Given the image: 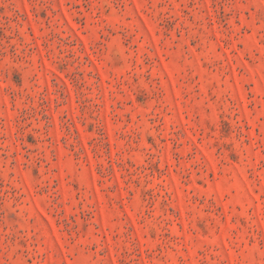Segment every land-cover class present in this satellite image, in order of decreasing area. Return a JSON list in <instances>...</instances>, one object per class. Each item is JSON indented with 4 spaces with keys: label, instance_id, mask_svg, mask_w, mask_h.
I'll return each instance as SVG.
<instances>
[{
    "label": "rangeland",
    "instance_id": "obj_1",
    "mask_svg": "<svg viewBox=\"0 0 264 264\" xmlns=\"http://www.w3.org/2000/svg\"><path fill=\"white\" fill-rule=\"evenodd\" d=\"M0 264H264V0H0Z\"/></svg>",
    "mask_w": 264,
    "mask_h": 264
}]
</instances>
